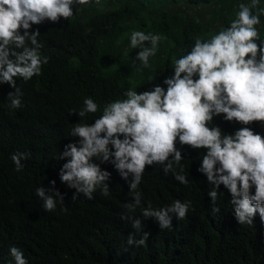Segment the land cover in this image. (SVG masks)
I'll use <instances>...</instances> for the list:
<instances>
[{"label": "trees", "instance_id": "16d2710c", "mask_svg": "<svg viewBox=\"0 0 264 264\" xmlns=\"http://www.w3.org/2000/svg\"><path fill=\"white\" fill-rule=\"evenodd\" d=\"M240 4L251 6L252 0H101L100 4L91 0L87 5L74 4L67 20L31 25L28 31L41 33L40 55L48 63L28 81L14 78L22 93L18 109L8 99L16 89L0 84V264H15L11 246L24 253L28 264H264V220L259 213L251 226L239 224L231 194L223 185L215 205L220 211L212 212L207 193L213 186L199 171L207 149L181 145L177 138L183 159L174 168L177 173L184 168L188 185L176 181L171 172L165 175L161 165L146 166L137 189L142 201L135 212L124 207L134 197L128 181L111 163L92 161L111 174L107 197L97 189L89 200L62 183L59 175L66 162L59 158L65 146L79 144V137L70 134L73 125L94 124L105 106L126 99L129 89L142 94L160 86L167 91L164 81L174 76L175 61L188 54L197 39L207 41L230 27ZM261 8L264 0L253 14ZM256 27V42L264 48V15ZM133 31L167 37L150 57L148 68L135 60L140 49L130 46ZM20 32L24 34L23 29ZM125 50L130 57L120 59ZM86 98L97 103L98 111L83 120L70 114L80 111ZM261 123L241 125L221 114L208 127L233 136L248 127L264 137ZM17 152L30 153L20 172L11 160ZM52 181L65 204L48 212L35 192L38 187L52 188ZM250 192L255 194V186ZM73 195L79 198L73 201ZM176 200L191 201V207L183 220L172 215L170 229L161 230L154 218L143 217L141 209L149 204L160 209ZM122 216L139 218L140 232ZM144 232L150 233L144 246H128L129 235L139 240Z\"/></svg>", "mask_w": 264, "mask_h": 264}, {"label": "clouds", "instance_id": "9594fccd", "mask_svg": "<svg viewBox=\"0 0 264 264\" xmlns=\"http://www.w3.org/2000/svg\"><path fill=\"white\" fill-rule=\"evenodd\" d=\"M89 3L91 0H0V84L16 89L8 97L12 108L22 106L19 98L22 93L14 78L28 81L40 75L42 65L48 63V58L42 59L40 55L43 45L38 37L41 33L28 31L31 25L46 20L58 22L61 17L67 20L73 16L74 4ZM95 3L100 4L101 0ZM258 3L259 0H252L251 6L240 4L238 18L230 27L207 41L197 39L191 51L175 61L174 76L164 81L167 91L160 86L142 94L129 89L124 93L127 98L107 104L94 124L73 125L70 134L79 137V144H67L59 157L66 161L59 173L61 182L89 200L94 198L97 189L107 197L111 174L92 161L97 158L101 163H111L122 179L128 181L134 197V202L124 207L128 212H135L142 201L137 189L146 166L161 165L165 175L171 172L176 181L188 185L184 168L180 167L179 173L174 168L183 159L176 148L178 138L181 145L207 149L199 171L213 186L207 193L213 213L220 211L215 205L218 196L223 195L219 192L223 185L231 194L239 224L251 226L257 213L264 220V137L248 127L237 130L234 136L222 135L218 127H208L214 116L224 114L227 121L241 125L262 122L264 130V48L256 42L259 40L256 26L264 15V8L256 14L252 11ZM162 39L167 37L143 31L131 33L130 46L140 49L135 60L142 68L150 67L149 59L156 55ZM197 75L198 79L194 80ZM83 104L80 111L73 109L70 114L83 120L98 111L92 98H86ZM29 156L30 153L25 152L11 155L17 172L22 171V161ZM253 186L254 195L250 192ZM35 195L48 212L55 211L58 203L65 204L64 196L55 190V181L50 189L38 187ZM78 198V195L72 197L73 201ZM190 207L191 201L176 200L171 206L160 209H153L149 204L141 212L145 219L154 218L161 230H165L172 227L173 214L183 220ZM61 210L67 212L66 207ZM121 218L131 219L132 227L140 232L139 218ZM149 235L144 232L137 240L131 234L127 244L144 246ZM9 251L15 264H28L20 249L11 246Z\"/></svg>", "mask_w": 264, "mask_h": 264}, {"label": "rangeland", "instance_id": "374dc122", "mask_svg": "<svg viewBox=\"0 0 264 264\" xmlns=\"http://www.w3.org/2000/svg\"><path fill=\"white\" fill-rule=\"evenodd\" d=\"M123 39V38H122ZM128 50H125V52H123L122 56L120 57V59H125V58H129V54L127 53ZM128 79V78H126ZM262 127L264 128V123L262 125Z\"/></svg>", "mask_w": 264, "mask_h": 264}]
</instances>
